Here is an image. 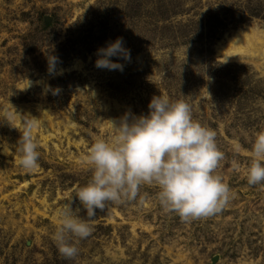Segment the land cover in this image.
Instances as JSON below:
<instances>
[{
  "label": "rangeland",
  "instance_id": "rangeland-1",
  "mask_svg": "<svg viewBox=\"0 0 264 264\" xmlns=\"http://www.w3.org/2000/svg\"><path fill=\"white\" fill-rule=\"evenodd\" d=\"M249 29L264 31V0H0V264H264V185L246 180L264 131V39L231 42ZM118 37L130 60L109 57L122 71L97 68L98 49ZM159 95L185 100L216 131V173L233 198L184 222L145 185L135 200L97 210L78 255L62 257L57 212L91 178L90 145L111 138L110 120L148 115ZM34 118L39 167L26 172L17 142Z\"/></svg>",
  "mask_w": 264,
  "mask_h": 264
},
{
  "label": "clouds",
  "instance_id": "clouds-1",
  "mask_svg": "<svg viewBox=\"0 0 264 264\" xmlns=\"http://www.w3.org/2000/svg\"><path fill=\"white\" fill-rule=\"evenodd\" d=\"M112 56L130 60L120 37L98 49L95 66L122 71L123 65L109 59ZM56 63V57L49 58V74L56 73ZM148 107L146 116L110 120L114 130L111 138L100 137L90 145L84 162L92 172L91 178L70 193L57 212L58 224L52 238L62 257L78 255L76 244L93 232L90 221L97 210L103 211L110 203L135 200L145 185L157 187L161 207L184 222L219 214L233 198L228 183L216 173L224 159L216 143V131L195 120L192 106L185 100L153 96ZM39 126L34 118L19 130L18 164L26 172L39 167V145L33 134ZM235 147L239 148L238 143ZM248 151L247 183L264 185V131L255 134ZM232 167L238 171V162L234 160ZM73 194L86 211L85 217L73 208Z\"/></svg>",
  "mask_w": 264,
  "mask_h": 264
},
{
  "label": "bare ground",
  "instance_id": "bare-ground-1",
  "mask_svg": "<svg viewBox=\"0 0 264 264\" xmlns=\"http://www.w3.org/2000/svg\"><path fill=\"white\" fill-rule=\"evenodd\" d=\"M239 37H241V40L238 41V39H240ZM262 39H264V31H256L255 32V30L249 29V30L237 32L235 37L231 39V42L234 43V45L237 47L236 49H238V47L241 45L240 44L241 41L247 43L248 46H255L256 42H258ZM229 43H230V41H229ZM262 52L264 53V50H262ZM251 54H253V53H251Z\"/></svg>",
  "mask_w": 264,
  "mask_h": 264
}]
</instances>
